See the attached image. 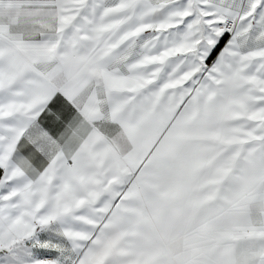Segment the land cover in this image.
Here are the masks:
<instances>
[{"label":"snow or ice","instance_id":"1","mask_svg":"<svg viewBox=\"0 0 264 264\" xmlns=\"http://www.w3.org/2000/svg\"><path fill=\"white\" fill-rule=\"evenodd\" d=\"M0 264H264V0H0Z\"/></svg>","mask_w":264,"mask_h":264}]
</instances>
